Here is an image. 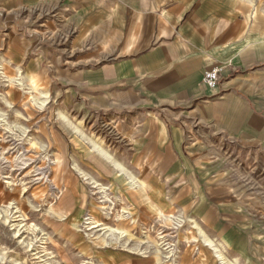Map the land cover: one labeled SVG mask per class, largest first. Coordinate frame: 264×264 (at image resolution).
<instances>
[{"label": "crops", "instance_id": "1", "mask_svg": "<svg viewBox=\"0 0 264 264\" xmlns=\"http://www.w3.org/2000/svg\"><path fill=\"white\" fill-rule=\"evenodd\" d=\"M251 7L0 0V15L12 14L19 29L5 59L45 75L50 91L111 132L109 163L85 139L74 143L80 169L108 179L128 218L191 222L200 243L179 264H221L214 247L229 264H264V219L254 208L264 191L250 190L264 188V10ZM42 17L45 33L34 27ZM213 67L216 88L202 80Z\"/></svg>", "mask_w": 264, "mask_h": 264}, {"label": "rangeland", "instance_id": "2", "mask_svg": "<svg viewBox=\"0 0 264 264\" xmlns=\"http://www.w3.org/2000/svg\"><path fill=\"white\" fill-rule=\"evenodd\" d=\"M241 1L264 10V0ZM6 16L7 26H0V264H179L200 243L191 222L128 218L108 179L80 169L74 143L85 139L109 163L111 132L100 117L50 91L45 75L30 76L5 59L19 32L12 14ZM44 21L34 23L43 33ZM250 190L260 195L264 188ZM254 208L263 221L264 203ZM90 215L103 225L88 229Z\"/></svg>", "mask_w": 264, "mask_h": 264}, {"label": "built area", "instance_id": "3", "mask_svg": "<svg viewBox=\"0 0 264 264\" xmlns=\"http://www.w3.org/2000/svg\"><path fill=\"white\" fill-rule=\"evenodd\" d=\"M221 72L218 67L206 69L203 73V82L210 88H216L220 84Z\"/></svg>", "mask_w": 264, "mask_h": 264}, {"label": "bare ground", "instance_id": "4", "mask_svg": "<svg viewBox=\"0 0 264 264\" xmlns=\"http://www.w3.org/2000/svg\"><path fill=\"white\" fill-rule=\"evenodd\" d=\"M108 158V157H107ZM81 174H82V176H84L86 179H88V175L86 174V173H84V172H80ZM100 186H101V184H100ZM97 187V186H96ZM101 190V189H100ZM105 190V189H104ZM111 205V204H110ZM109 205H106V206H103L104 208L105 207H108ZM109 208V207H108ZM110 209V208H109ZM110 213V211L108 212V214ZM95 217V216H94ZM92 215H90L88 218H87V220H85L86 222V224H88V229H91V228H95V227H98V226H100V225H103V223H100L98 220H96L95 218H94ZM205 241H207L210 245H212V242L210 241V239H206ZM214 249H215V251H216V253H217V257L219 258V260H220V263L221 264H229V263H227V260H226V258H225V256L219 251V250H217V248L216 247H214Z\"/></svg>", "mask_w": 264, "mask_h": 264}]
</instances>
